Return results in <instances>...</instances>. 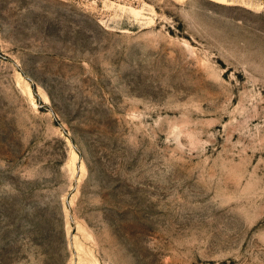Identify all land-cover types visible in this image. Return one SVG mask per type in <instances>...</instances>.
Here are the masks:
<instances>
[{
  "label": "rangeland",
  "instance_id": "rangeland-1",
  "mask_svg": "<svg viewBox=\"0 0 264 264\" xmlns=\"http://www.w3.org/2000/svg\"><path fill=\"white\" fill-rule=\"evenodd\" d=\"M0 264H264V0H0Z\"/></svg>",
  "mask_w": 264,
  "mask_h": 264
},
{
  "label": "bare ground",
  "instance_id": "bare-ground-1",
  "mask_svg": "<svg viewBox=\"0 0 264 264\" xmlns=\"http://www.w3.org/2000/svg\"><path fill=\"white\" fill-rule=\"evenodd\" d=\"M26 87H27V90H28V93L30 96H33V92H32V88H31V85L26 81ZM43 94V93H42ZM45 99H48V96L44 93L43 94Z\"/></svg>",
  "mask_w": 264,
  "mask_h": 264
}]
</instances>
